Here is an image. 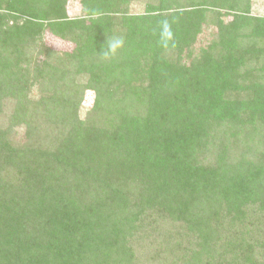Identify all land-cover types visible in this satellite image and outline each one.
Returning <instances> with one entry per match:
<instances>
[{
	"label": "trees",
	"instance_id": "16d2710c",
	"mask_svg": "<svg viewBox=\"0 0 264 264\" xmlns=\"http://www.w3.org/2000/svg\"><path fill=\"white\" fill-rule=\"evenodd\" d=\"M68 1L0 0V264H264V16Z\"/></svg>",
	"mask_w": 264,
	"mask_h": 264
},
{
	"label": "rangeland",
	"instance_id": "374dc122",
	"mask_svg": "<svg viewBox=\"0 0 264 264\" xmlns=\"http://www.w3.org/2000/svg\"><path fill=\"white\" fill-rule=\"evenodd\" d=\"M187 5L189 4V0H183ZM251 1V9L250 13L252 15L264 16V0H250ZM158 4L159 0H129L127 10L132 15L145 14L148 10V6L150 4ZM244 3V2H242ZM243 6V4H242ZM68 11L71 17H77L82 15V10L77 2V0H69L68 1ZM222 13H225L226 10L221 9ZM229 14L225 15V19L231 20L233 18V12H228ZM224 17V16H223ZM216 21V20H215ZM217 25L213 22V19L208 15L206 17L205 23L203 25V29L201 33L198 35L196 41V47L199 49L200 47H204L208 45L213 38H216L217 33ZM47 41L60 50H71L73 48L72 43L61 42L58 39H54L53 37H48ZM36 91L32 92V95H35ZM93 100V92L87 93V98L85 104H83L82 109L85 111L90 108L91 102ZM23 136V129H20V134L18 137Z\"/></svg>",
	"mask_w": 264,
	"mask_h": 264
},
{
	"label": "clouds",
	"instance_id": "9594fccd",
	"mask_svg": "<svg viewBox=\"0 0 264 264\" xmlns=\"http://www.w3.org/2000/svg\"><path fill=\"white\" fill-rule=\"evenodd\" d=\"M153 34L158 37L157 43L164 49L170 46L175 47V33L173 31V21L164 18L158 22ZM125 40L122 36H107L106 44L98 54V58L103 61L112 59L117 55L118 51L124 47Z\"/></svg>",
	"mask_w": 264,
	"mask_h": 264
}]
</instances>
